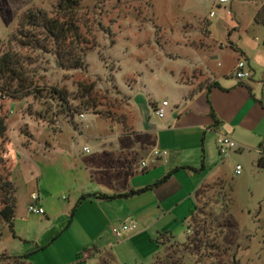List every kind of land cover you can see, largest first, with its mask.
Instances as JSON below:
<instances>
[{
    "label": "rangeland",
    "instance_id": "374dc122",
    "mask_svg": "<svg viewBox=\"0 0 264 264\" xmlns=\"http://www.w3.org/2000/svg\"><path fill=\"white\" fill-rule=\"evenodd\" d=\"M260 1L79 0L78 25L91 42L86 72L59 68L53 52H25L34 62L29 78L36 92L22 100L0 93V115L7 117L8 127L0 138V178L10 175L15 197L13 231L1 226L0 264H19L14 259L23 256L22 264H85L88 250L93 254L87 264H264V168L239 153L230 158L218 154V163L226 158L222 177L203 191L173 235H158L152 244L115 236L107 249L96 244V229L87 223L85 212L74 216L81 205L75 193L91 189L83 180L84 165L74 157L102 152L116 121L85 112L82 118H69L58 97L50 94L52 89L66 91L69 105L76 107L75 83L96 80L98 101L106 105L102 109L113 104L127 118L128 99L136 93L144 98L152 93L158 101L168 95L169 71L198 62L201 52L195 47L225 49L259 36L264 27L254 17ZM57 3L0 0V55L25 11L52 13ZM182 80L204 83L198 69L184 72ZM88 174L90 179L94 172ZM37 184L52 196L46 223L39 221H47L45 215L27 210ZM39 233H44L42 239Z\"/></svg>",
    "mask_w": 264,
    "mask_h": 264
},
{
    "label": "crops",
    "instance_id": "0c3cea01",
    "mask_svg": "<svg viewBox=\"0 0 264 264\" xmlns=\"http://www.w3.org/2000/svg\"><path fill=\"white\" fill-rule=\"evenodd\" d=\"M260 32L225 49L195 47L201 52L199 61L183 64L167 75L168 95L161 100L168 101L164 118L153 115V107L161 101L154 100L152 93L145 98L136 93L128 99L130 110L123 125L114 122L115 131L105 136L102 152L74 157L84 165V182L91 185L87 192H76L75 201L79 195L80 199L94 193L121 195L111 200L84 198L75 212L74 216L85 212L87 223L96 229V244L107 249L115 238L111 227L128 222L137 224V229L126 236L129 242L152 244L160 233L173 235L189 219L203 191L224 173L226 158L218 163V135H227L239 145V150L225 155L228 158L230 154H247L256 163L264 156V31ZM240 59L251 71L249 80L239 81L233 76ZM196 69L204 83L182 80L184 72ZM154 149L165 150L167 155L156 158ZM144 160L148 167L141 170ZM89 171L96 179L93 174L88 179ZM168 173L164 182L155 185ZM33 193L38 194L37 205L44 209L47 220L40 223L49 222L47 203L50 205L52 196L37 184L28 196L30 203ZM43 236L39 233L38 239ZM92 254L85 252V264Z\"/></svg>",
    "mask_w": 264,
    "mask_h": 264
},
{
    "label": "trees",
    "instance_id": "16d2710c",
    "mask_svg": "<svg viewBox=\"0 0 264 264\" xmlns=\"http://www.w3.org/2000/svg\"><path fill=\"white\" fill-rule=\"evenodd\" d=\"M78 5L79 0H58L55 11L52 13L40 8H32L21 15L16 30L11 34L6 49L0 55V93L3 97L22 100L29 95H34L36 92L32 90L33 80L29 78L32 72V65L34 64L30 55L25 53L29 50L53 52L52 55L55 57L59 68L86 72L85 55L86 50L90 49L89 45L91 42L88 40L87 35L82 34L78 25ZM254 21L264 27V0L258 4ZM48 48L50 51H48ZM96 85L97 81L90 79L78 80L75 83L76 90L72 93L75 96L73 100L79 101L76 107L69 105V97L66 91L52 89L50 94L56 95L61 101L62 112L67 117H71L72 114H83L85 112L106 116L113 121L124 123L126 115L121 113L122 109L116 108L113 104H108L109 107L107 109H102V106L106 105L98 101L101 95ZM113 89L117 90L115 87ZM212 116H214L213 113ZM6 120L7 117L0 115V138L8 130ZM215 124H217V121H215ZM256 165L259 168H264V156L258 158ZM170 174L168 173L155 185L164 182ZM12 184L10 175L9 179L0 178V236L2 224H7L10 230L13 231L15 197L11 192L13 191L14 193ZM143 190L137 192H142ZM120 196L94 193L86 197L82 196L78 202L87 197L111 200ZM164 236H169V233L159 234V238ZM26 257L14 259V262L22 264L20 259H25Z\"/></svg>",
    "mask_w": 264,
    "mask_h": 264
},
{
    "label": "built area",
    "instance_id": "2783aa9c",
    "mask_svg": "<svg viewBox=\"0 0 264 264\" xmlns=\"http://www.w3.org/2000/svg\"><path fill=\"white\" fill-rule=\"evenodd\" d=\"M227 1L228 0H219L220 3H224ZM250 72L251 71L248 68L247 63L244 60L240 59L237 61L233 69V76L239 81H245V80L250 79V76H251ZM167 106H168V101L166 100L161 101L159 104L153 107V115L157 117L158 119L164 118L166 114ZM79 116L82 118L84 115L79 114ZM216 145L221 155H227L230 152L239 150V145L233 139H231L230 137L224 134L217 136ZM83 151L88 153L87 148H84ZM152 153H153V156L156 158L167 155V151L159 150V149H154ZM140 166H141V170H145L148 167V162L145 160L141 161ZM240 170H241L240 166L237 165L236 170H235L236 173L239 174ZM30 198H31V203L27 207L28 212L33 213V214H38V215L44 214L43 208L37 205V201L39 199L38 194L33 193ZM136 229H137V224L135 222L124 223V224H121L120 226L111 227V231L113 235L118 240L123 239L128 234L135 231Z\"/></svg>",
    "mask_w": 264,
    "mask_h": 264
}]
</instances>
